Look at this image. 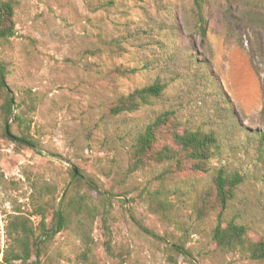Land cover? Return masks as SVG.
<instances>
[{"label":"rangeland","instance_id":"obj_1","mask_svg":"<svg viewBox=\"0 0 264 264\" xmlns=\"http://www.w3.org/2000/svg\"><path fill=\"white\" fill-rule=\"evenodd\" d=\"M11 1L15 32L0 41V60L15 102L35 98L36 145L3 137L0 112V249L6 213L30 210L44 182L54 189L43 195L58 203L76 168L92 183L77 187L93 207L91 240L73 232L74 219L72 232L42 245L52 264H264L218 249L210 230L220 208L196 210L202 192L214 199L217 169L237 173L222 223L235 220L264 240V146L244 131L264 129V0H207L204 37L192 0ZM118 67L135 71L121 76ZM154 81L164 84L159 97L109 113L115 98ZM164 111L179 129L217 134L208 172L161 177L160 164L128 172L136 133Z\"/></svg>","mask_w":264,"mask_h":264},{"label":"trees","instance_id":"obj_2","mask_svg":"<svg viewBox=\"0 0 264 264\" xmlns=\"http://www.w3.org/2000/svg\"><path fill=\"white\" fill-rule=\"evenodd\" d=\"M206 6L207 0H192L195 27L202 37L208 25ZM14 11L15 6L11 0H0V41L7 40L15 32ZM134 71L133 68L118 67L116 73L125 76ZM0 77L4 80L6 78V68L1 60ZM163 89L164 84L159 81L136 88L128 94L115 98L109 105L108 111L112 116L122 112H132L148 104L150 99L159 97ZM0 98L3 137L20 147L35 146L36 142L30 131L32 121L29 117L35 108V98L28 95L27 101L15 102L14 98L12 101L1 81ZM171 118L172 112H161L136 133L129 153L128 172L152 164L165 165L160 173L161 177L184 171L208 172L209 161L219 146L217 134L214 131L179 129ZM8 119H11V124L8 125L6 132L5 124ZM244 131L247 137L256 138L259 144L264 146V129L258 131L247 128ZM69 173L71 180L63 189L58 203H54L52 193L49 194L51 197L43 195V190L49 192L54 189V185L44 182L37 194L32 195L28 204L30 210L25 209L27 210L25 211L22 207H16L6 213L3 225L5 243L0 249V264H52L44 258L42 245L55 233L72 232L74 219H78V227L73 232H77L84 242L91 240L87 228L90 216L92 219L94 215L93 207L88 197L79 193L77 187L84 184L93 189L92 183L83 180L80 169H76V172L71 169ZM241 182V175L227 174L222 167L217 169L213 175L214 199L209 200V193L202 192L196 210L204 216L207 212L216 210L218 206L220 209L216 215L217 223L210 230L215 246L224 252H239L252 260L260 261L264 259V240L251 238L248 228L235 220L222 223L221 212L234 198L235 189ZM48 213L50 219H47ZM33 216L36 217V224L33 223ZM173 247L176 253L184 256L188 254L182 245L174 244Z\"/></svg>","mask_w":264,"mask_h":264},{"label":"water","instance_id":"obj_3","mask_svg":"<svg viewBox=\"0 0 264 264\" xmlns=\"http://www.w3.org/2000/svg\"><path fill=\"white\" fill-rule=\"evenodd\" d=\"M0 81H1V83L5 86L6 90L9 92V94H10V99L13 101V95H12V92H11V90L9 89V87L7 86L5 80H4L2 77H0ZM8 124H9V120H7V121H6V124H5V130H6V132H8ZM73 170L76 172V168H73Z\"/></svg>","mask_w":264,"mask_h":264}]
</instances>
